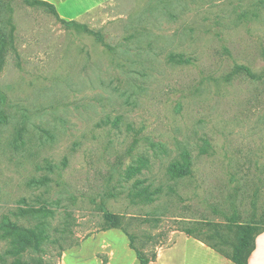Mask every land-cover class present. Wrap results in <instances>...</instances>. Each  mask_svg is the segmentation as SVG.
<instances>
[{"label": "rangeland", "instance_id": "374dc122", "mask_svg": "<svg viewBox=\"0 0 264 264\" xmlns=\"http://www.w3.org/2000/svg\"><path fill=\"white\" fill-rule=\"evenodd\" d=\"M34 1L0 0V221L42 237L23 264H222L231 220L264 229V0Z\"/></svg>", "mask_w": 264, "mask_h": 264}, {"label": "trees", "instance_id": "16d2710c", "mask_svg": "<svg viewBox=\"0 0 264 264\" xmlns=\"http://www.w3.org/2000/svg\"><path fill=\"white\" fill-rule=\"evenodd\" d=\"M34 2L46 5L51 9L54 8L49 3L43 1H34ZM53 10L54 13L57 15L55 9ZM3 46H4V41L3 38L0 36V69H1V63L3 61V51H2ZM186 62H188V60ZM239 70L251 74L248 68L246 67H239ZM171 172L175 174V176H179V177L191 176L190 160L187 159L185 164L183 165L180 163L172 164ZM22 215H24V213ZM107 219L112 220L114 219V216L107 215ZM231 222L235 223L237 230V242L233 246L232 254L228 256L220 249H216V250H218L220 254L225 255V257L231 260L234 264H248L249 258L255 249L256 237L259 234L264 233V229H259L257 225L252 223L238 224L234 219L231 220ZM10 232H13L14 235L16 236L15 249H16V255L19 258L18 260L14 261L12 264H23L20 260L21 257L25 256V254L28 253L30 249L39 250L42 242V237L38 232L36 226L24 227L22 225H17L16 223L12 222L10 218L4 217L2 221H0L1 238H4L6 235L10 234ZM139 259L141 261L140 264H147V261L141 255H139ZM38 264H41V262Z\"/></svg>", "mask_w": 264, "mask_h": 264}, {"label": "crops", "instance_id": "0c3cea01", "mask_svg": "<svg viewBox=\"0 0 264 264\" xmlns=\"http://www.w3.org/2000/svg\"><path fill=\"white\" fill-rule=\"evenodd\" d=\"M54 4L60 8L61 12L67 16L77 15L91 7L93 2L102 0H40ZM204 246V245H202ZM210 250V249H209ZM222 264H232L233 262L223 255L217 254ZM234 264V263H233ZM248 264H264V233L259 234L255 240V249L252 252Z\"/></svg>", "mask_w": 264, "mask_h": 264}]
</instances>
